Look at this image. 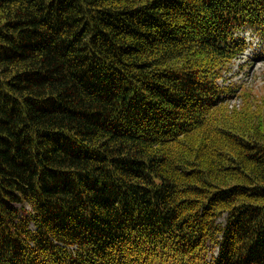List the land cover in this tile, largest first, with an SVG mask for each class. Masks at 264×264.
<instances>
[{
    "label": "trees",
    "instance_id": "16d2710c",
    "mask_svg": "<svg viewBox=\"0 0 264 264\" xmlns=\"http://www.w3.org/2000/svg\"><path fill=\"white\" fill-rule=\"evenodd\" d=\"M246 29L264 0H0V264H264Z\"/></svg>",
    "mask_w": 264,
    "mask_h": 264
},
{
    "label": "rangeland",
    "instance_id": "374dc122",
    "mask_svg": "<svg viewBox=\"0 0 264 264\" xmlns=\"http://www.w3.org/2000/svg\"><path fill=\"white\" fill-rule=\"evenodd\" d=\"M248 44L244 55L242 54L237 59H233L226 70L222 72V78L218 80L220 85L227 86L231 84L233 88H238L241 91L247 90L244 97L235 95L227 102L225 106L228 111L240 109L243 103H246L243 102L246 99V108L249 110H254L256 106L264 104V55H260L258 51L259 40L253 39ZM262 45L261 53L264 51V40ZM223 111L226 112L225 109ZM17 207L20 208L21 205ZM25 210L29 211V207H25ZM208 257H210V254Z\"/></svg>",
    "mask_w": 264,
    "mask_h": 264
},
{
    "label": "bare ground",
    "instance_id": "6f19581e",
    "mask_svg": "<svg viewBox=\"0 0 264 264\" xmlns=\"http://www.w3.org/2000/svg\"><path fill=\"white\" fill-rule=\"evenodd\" d=\"M38 194V193H37ZM36 195V194H35ZM34 200V199H33Z\"/></svg>",
    "mask_w": 264,
    "mask_h": 264
}]
</instances>
